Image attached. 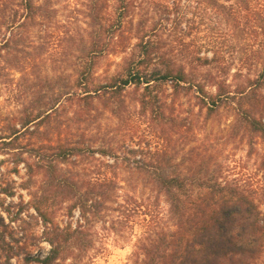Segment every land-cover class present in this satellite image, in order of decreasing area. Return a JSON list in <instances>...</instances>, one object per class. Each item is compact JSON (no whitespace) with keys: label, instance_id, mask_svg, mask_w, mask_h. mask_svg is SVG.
Wrapping results in <instances>:
<instances>
[{"label":"trees","instance_id":"16d2710c","mask_svg":"<svg viewBox=\"0 0 264 264\" xmlns=\"http://www.w3.org/2000/svg\"><path fill=\"white\" fill-rule=\"evenodd\" d=\"M109 7V0L91 2V42L82 48L76 80L63 78L57 88V82L49 83L39 74L35 61L24 62L25 79L14 89L19 97L31 98L22 103L19 116L11 119L12 137L27 132L48 134L54 124L63 125L65 138L50 146L48 156H39L37 167L45 171L51 190L75 199L74 208H79L84 222L97 217L112 201L118 176L111 171L89 176L71 168L64 170L56 162L78 165L80 158L95 152L85 144L86 133L91 127H100L106 111H125L132 94L138 93L140 112L157 120L168 109L177 111L182 91H193L200 111L207 110V119L221 108L234 110L233 129H244L264 142V0H189V42L183 31L170 42L164 39L181 24L180 0H116L113 13ZM48 10L36 0H0V48L7 49L14 42L16 30L37 23L47 26ZM237 49H242V56L233 72L237 83L232 84L229 79ZM117 53L127 54L122 71L97 82L94 69L100 56ZM1 56L5 59L0 75L15 58L8 51ZM165 86L172 92L167 94ZM169 120L185 121L178 116ZM5 138L0 130V142ZM168 150L167 143L150 150L153 169L141 178L165 198L176 229L142 243L143 258L135 264H260L264 255V184L246 190L217 176L191 178L170 170L177 165L172 164ZM100 151L111 156L109 150ZM260 168L264 170V154ZM28 169L34 171L32 166ZM40 213L51 245L49 254L38 260L40 264H66L58 260L88 249L84 224L75 229L71 225L49 227L47 214Z\"/></svg>","mask_w":264,"mask_h":264},{"label":"rangeland","instance_id":"374dc122","mask_svg":"<svg viewBox=\"0 0 264 264\" xmlns=\"http://www.w3.org/2000/svg\"><path fill=\"white\" fill-rule=\"evenodd\" d=\"M91 2L36 0L37 4L46 5L49 9L47 26L37 23L28 29L16 30L14 42L7 49L0 48L1 55L8 51L15 56L10 69L0 75V130L8 137L0 142V264H40L38 260L49 254L51 245L46 239V225L40 210L47 214L49 227L71 225L75 229L84 224L88 249L68 253V259H60L59 262L135 264L141 261L142 243L162 232L176 229L165 198L158 196L141 178L142 174L153 169L150 150L163 148L166 143L172 164L177 165L170 170L188 174L191 178L217 176L222 182L228 181L246 190L264 184V170L260 168L263 140L239 127L233 129L237 118L234 110L221 108L212 119H207V110L200 111L194 92L182 91L177 99V111L168 109L165 117L157 120L140 112L138 93L132 94L127 98L125 111H106L100 127H91L86 133L85 144L95 152L80 158L78 165L56 162L64 170L71 168L89 176L105 171L118 176V187L112 201L97 217L91 216L84 222L79 208H74V198L64 197L56 189L51 190L46 184L45 171L37 164L41 162L39 156H48L50 146L65 138L64 127L54 124L48 134L27 132L12 137L11 119L19 116L22 103L31 98L19 97L14 89L25 79L24 62L35 61L39 74L49 83L57 82V88L64 82L63 78L77 79L82 48L84 45L89 47L91 42ZM115 2L109 0L110 13L114 12ZM180 4L181 24L172 32L173 35H164L167 42L176 39L182 31L189 42V0H180ZM159 17L156 15L155 20L159 21ZM171 17H177V14ZM138 18L137 15L136 20ZM132 42L135 43L136 39ZM1 55L0 66H3L5 58ZM126 55L100 56L94 69L97 82H105L108 77L121 72ZM241 56L242 49L234 51L229 79L232 84L237 83L233 72L238 68ZM208 90L215 92L211 86ZM171 92L172 89L168 88L167 94ZM176 116L184 118V123L169 120ZM100 150H109L111 156H103ZM105 163L114 164V167ZM29 166L34 169L32 173L28 171ZM260 264H264V255Z\"/></svg>","mask_w":264,"mask_h":264}]
</instances>
